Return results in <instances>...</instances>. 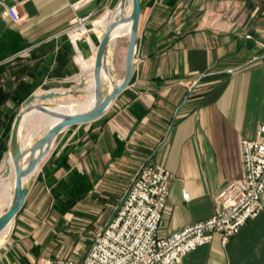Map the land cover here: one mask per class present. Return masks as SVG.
I'll return each mask as SVG.
<instances>
[{
	"label": "crops",
	"instance_id": "obj_1",
	"mask_svg": "<svg viewBox=\"0 0 264 264\" xmlns=\"http://www.w3.org/2000/svg\"><path fill=\"white\" fill-rule=\"evenodd\" d=\"M118 1L0 3V163L25 98L91 67L85 41L66 29ZM140 2L130 84L102 117L58 134L0 242V264L66 257L46 250L59 244L51 235L77 225L100 230L145 159L173 174L158 236L211 216L217 191L242 176L241 140L264 124V0ZM11 5L18 21L3 13ZM78 244L65 238L60 247ZM176 264H264V191L261 211L226 242L215 233Z\"/></svg>",
	"mask_w": 264,
	"mask_h": 264
},
{
	"label": "built area",
	"instance_id": "obj_2",
	"mask_svg": "<svg viewBox=\"0 0 264 264\" xmlns=\"http://www.w3.org/2000/svg\"><path fill=\"white\" fill-rule=\"evenodd\" d=\"M3 13L15 21L20 19L13 5L7 6ZM90 18V15L80 17L66 29L74 42L78 40L77 35H71L70 30L80 25L87 27ZM22 54L28 55L29 50ZM255 135V139L241 140L243 174L217 191L211 216L158 236L173 174L163 164L148 158L137 167L119 197L114 214L93 236L81 260L59 257L38 264H176L191 250L209 242L215 233L226 242L262 209L264 124H258ZM182 196L185 200L189 198L185 190Z\"/></svg>",
	"mask_w": 264,
	"mask_h": 264
},
{
	"label": "water",
	"instance_id": "obj_3",
	"mask_svg": "<svg viewBox=\"0 0 264 264\" xmlns=\"http://www.w3.org/2000/svg\"><path fill=\"white\" fill-rule=\"evenodd\" d=\"M128 0H119L116 4V8L120 9L119 15L114 16L109 25L105 29L101 37H98V43L95 50L94 60V82L96 84V102L90 108L84 109L81 112L75 113H63L58 110H50L48 107L54 105V98L66 96L75 92L74 89H69L67 92H60L62 83L55 82L52 85L46 86L44 92L37 94H31L25 101L19 110L15 113L10 125V132L8 138L9 156L13 159L14 163V190L11 203L7 208L0 212V234L4 229L11 228V225L15 219V215L25 204V198L30 189V183L33 174L36 172L38 164L41 159L46 156L54 145V141L58 134L63 130L69 128L70 125H81L87 122L95 121L102 117L110 108L112 103L116 100L118 95L130 84L131 77L135 69L136 49L138 45V28L139 18L141 14V2L140 0H130L129 13H124V7ZM124 22L130 23L129 39L125 50L124 59V72L122 77L119 76L116 67H114L111 60L110 51L112 43V30L118 25L124 24ZM108 60V64L106 61ZM106 70L108 74L113 76V79H119L116 84L110 90H107V83L102 81V71ZM115 77V78H114ZM82 81L78 85H82ZM48 87V88H47ZM85 92L84 90L81 93ZM37 100V101H36ZM35 101V102H34ZM35 109L42 111L48 116L56 117L57 119L49 123L45 130L41 133L40 137L34 138V133L22 135L23 127L26 125L25 116L27 113ZM48 119V118H47ZM43 119V120H47ZM24 124V125H23ZM31 134V137L29 136ZM28 138L29 144L23 143ZM26 161V163H24ZM10 232V231H9Z\"/></svg>",
	"mask_w": 264,
	"mask_h": 264
},
{
	"label": "bare ground",
	"instance_id": "obj_4",
	"mask_svg": "<svg viewBox=\"0 0 264 264\" xmlns=\"http://www.w3.org/2000/svg\"><path fill=\"white\" fill-rule=\"evenodd\" d=\"M129 2H130V0L127 1L126 5L124 7V13H126V14L129 13V10H130ZM119 12H120V9H117L116 7L112 8V10L109 13V16L105 20H103V21L97 23V25H95V32L97 33L98 37L102 36L105 29L109 25L108 24L109 21L114 16L119 15ZM129 30H130V23L129 22H124V24L118 25L117 27L113 28L112 34H111L112 44H115L119 39H124V38L129 39V37H128ZM89 42H90L91 47H96L92 40H90ZM108 52L110 53L109 50H108ZM94 60H95V56H94ZM106 64H108V60L106 61ZM93 66H94V62H93V65L91 66L90 70L82 72V74L79 75L77 78V80L79 82L82 81L81 83H83L82 91L83 90L85 91V96L83 99L79 100V99L68 98L65 100H58L54 103V105L49 106L48 108L50 110L55 109V110H58L60 112L69 114V113L81 112L84 109H87V108H90L91 106H93L95 104L96 98H97L95 95L96 84L94 82V68H93ZM120 71L124 72V62L120 66V70L117 69L119 76L122 77L123 72L121 73ZM102 81L107 83V90H110L113 86V83L116 84V82H118L119 79H116V78L113 79L112 75L110 76L106 70H103L102 71ZM39 93H42V91H39ZM39 93H36V94L38 95ZM33 118H35L38 121L37 122L38 124H40V122H43L44 130H45V127L49 123H52L57 119L56 117L50 118V116H48L46 113H43L42 111L39 112L35 109H32L25 116V122L24 123L26 124L30 119H33ZM43 119H47V120H43ZM23 143H25V145L29 144L28 138H26L23 141ZM24 163H26V161ZM1 167H2V169L0 168L1 169L0 170L1 171V173H0V205L4 206V208L0 209V212L3 211L5 208H7V206H9V204L11 203V199L13 196V190H14V187H13L14 179H15L14 163H13V159L9 156L8 152L6 153L5 159L3 160ZM8 228L9 227L4 229L3 232L0 234V242L3 238H5L9 234Z\"/></svg>",
	"mask_w": 264,
	"mask_h": 264
},
{
	"label": "rangeland",
	"instance_id": "obj_5",
	"mask_svg": "<svg viewBox=\"0 0 264 264\" xmlns=\"http://www.w3.org/2000/svg\"><path fill=\"white\" fill-rule=\"evenodd\" d=\"M111 10H112V8L107 10L106 12L103 11V12H100V13L96 14L95 16L91 17L88 20L87 27H86L89 30L84 31L80 35H77L78 41H79V39H83L85 41V44H84L85 52H84V54L87 56H90V59H89L90 66H92L93 62H94V56H95L94 52H95L96 47L90 48L91 45H90L89 41L92 40L94 42L95 46L97 45L98 39L96 37L97 33L95 32V25H97V23L105 20L107 18V15L109 16V13ZM100 17H102V18L99 20H96ZM127 43H128L127 38L119 39L115 44L111 43V47H110L111 60L113 62V65H115L114 67H116L118 70H120V66L124 62L125 50H126ZM90 69H91V67L89 69H87L86 71H88ZM80 72H81V69L79 68V70L77 71V75L72 76L70 79H68V81L62 82V88L51 90V91L59 90L60 92H67L69 89H74L75 92L68 94L66 96L54 98V100H51L52 102H54V101L56 102L58 100H65L68 98L79 99V100L84 98L85 92L81 93V91L83 89V86H82L83 84L78 85L79 81L77 80ZM120 72L122 73L123 71H120ZM45 89H46V87H41V88H39L37 93H39V91L44 92ZM37 122L38 121L35 118L30 119L26 123V125L23 127L22 135L25 136L26 133L27 134L34 133L35 134L34 138L40 137L41 133L44 131V128H43L44 124H43V122H40V124H38ZM9 128H10V124H8V126H7V129H8V132L6 135L7 138L9 136V132H10ZM29 136L31 137V134ZM5 156H6V154L3 156V159L0 163L1 169H2L1 166H2L3 160L5 159ZM0 173H1V171H0ZM2 208H4V206L0 205V209H2ZM93 220H95V218ZM89 225H90V223H89ZM66 229H67V227H66ZM90 229H91V227L88 229L82 225H77L76 227L72 228V230H70V231H66V230L62 231L61 229H58V231L56 233H53L51 235V238L53 239L52 241L57 240L59 244L56 246H53V247L49 244H46L49 246H45V248H49L46 250H48L49 252H52L54 254L55 253L60 254V256L73 257V258L74 257L75 258H83V256L87 253L89 246L92 244L93 236L96 234V232L99 231L98 230L95 233H92V231ZM65 238L66 239L75 238L79 244L76 247L74 245L73 248H62L60 246H61V244Z\"/></svg>",
	"mask_w": 264,
	"mask_h": 264
}]
</instances>
